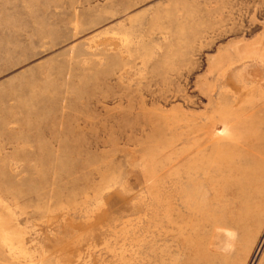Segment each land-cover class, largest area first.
<instances>
[{"label":"rangeland","instance_id":"obj_1","mask_svg":"<svg viewBox=\"0 0 264 264\" xmlns=\"http://www.w3.org/2000/svg\"><path fill=\"white\" fill-rule=\"evenodd\" d=\"M256 4L0 0V264H264V93L207 197Z\"/></svg>","mask_w":264,"mask_h":264},{"label":"bare ground","instance_id":"obj_2","mask_svg":"<svg viewBox=\"0 0 264 264\" xmlns=\"http://www.w3.org/2000/svg\"><path fill=\"white\" fill-rule=\"evenodd\" d=\"M210 3L212 4V2ZM256 3L257 9L260 10L264 0H256ZM237 11L239 10L237 9ZM215 12L222 14L223 10L220 11L217 8L213 13ZM241 40L243 41V39ZM240 47V55L236 60L239 64L233 68L230 66L234 62H229V67L223 73L222 88L225 91L223 94L231 98V106L223 105L220 102L212 104L210 114L207 116L208 134L209 132L213 133L219 125L227 128L221 136L214 137L211 133L210 135L207 134V197L210 193L215 194L216 192V190L214 191L215 185H213L215 178L221 176L225 168L230 166L227 159L223 157L227 153L226 148L216 146L209 154L208 147L212 143L211 141L226 140L232 144L237 142L238 138L241 137L239 129L253 123H247L244 120V114L255 113L256 100L262 97L264 93V36L257 38L251 44L244 41L240 43ZM251 83L252 85H250ZM216 112H220L221 115L218 117ZM208 202L210 201H207V207L211 206V203ZM172 237L173 240H177L174 234Z\"/></svg>","mask_w":264,"mask_h":264}]
</instances>
